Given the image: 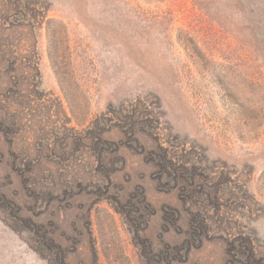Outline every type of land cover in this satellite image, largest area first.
I'll return each mask as SVG.
<instances>
[{
  "label": "rangeland",
  "instance_id": "obj_1",
  "mask_svg": "<svg viewBox=\"0 0 264 264\" xmlns=\"http://www.w3.org/2000/svg\"><path fill=\"white\" fill-rule=\"evenodd\" d=\"M0 264H264V0H0Z\"/></svg>",
  "mask_w": 264,
  "mask_h": 264
}]
</instances>
